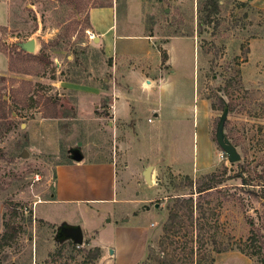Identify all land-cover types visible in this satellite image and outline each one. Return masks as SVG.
<instances>
[{
    "label": "rangeland",
    "instance_id": "1",
    "mask_svg": "<svg viewBox=\"0 0 264 264\" xmlns=\"http://www.w3.org/2000/svg\"><path fill=\"white\" fill-rule=\"evenodd\" d=\"M201 1L111 0L118 30L127 22L137 29L143 21L157 49L166 38L191 37L173 41L172 90L162 94L173 100L160 119L150 111L159 95L147 97L138 86L129 91L84 29L88 11L107 1L79 0L76 11L57 0H0V99L11 111L0 118V234L12 210L22 228L0 252V264H79L76 251L98 244L105 253L90 264H264V11L250 0H219V13L207 26ZM30 39V55L42 52V58L20 50ZM117 87L130 98L129 111L122 106L124 121L108 112ZM48 97L56 102V118L42 114ZM219 99L227 105L223 135L239 154L237 162H229L215 140L224 113ZM74 150L86 161H112L116 178L109 191L139 202L97 204L103 215L94 219L96 230L81 224L91 215L89 206L42 202L57 191L56 167L77 163ZM147 166L151 185L142 175ZM209 174L221 182L199 197L195 183ZM74 175L83 195L81 175ZM177 195L200 206L193 211L196 231L186 223L185 206L175 203ZM172 213L180 216L173 234L167 229ZM62 220L76 223L55 225ZM75 226L83 243L71 251L67 230ZM60 245L65 250L56 258ZM219 247L227 251L216 252Z\"/></svg>",
    "mask_w": 264,
    "mask_h": 264
},
{
    "label": "crops",
    "instance_id": "2",
    "mask_svg": "<svg viewBox=\"0 0 264 264\" xmlns=\"http://www.w3.org/2000/svg\"><path fill=\"white\" fill-rule=\"evenodd\" d=\"M239 2H245L246 0H237ZM250 5L254 9L264 11V0H250ZM134 8V6L132 5ZM127 7L126 15L131 14ZM139 22V21H138ZM88 24H89V38L90 35L93 44L100 49L103 56L112 60V71L117 75H121L120 79L126 78L125 81L129 83L127 89L133 90V87L140 88L142 92L148 97L155 96V92L159 95L156 98L155 107L150 108L151 113L156 118H163L165 114H168V103L173 100L168 96H162L163 92L170 90V77L168 76L171 62L176 57V45L174 40L184 42L185 40H191L188 36L176 35L166 38L160 45V50L166 53L167 59L164 63L161 61L159 49L154 44L155 35L147 34L144 30L143 21L138 23L139 28L135 29L132 23H125L124 29L121 31L117 28V11L116 6L111 7H98L92 8L88 11ZM131 25L130 31L129 27ZM135 30V31H134ZM96 41L94 42V40ZM193 41V39H192ZM132 81L135 83L131 85ZM116 98L110 101V112L113 115L114 120L124 121L123 117L126 113L122 111V106L128 107L129 111V94H123L121 88L117 87L114 93ZM174 107V103L171 104ZM116 130V129H115ZM98 153V152H97ZM83 156V155H82ZM84 159V158H83ZM81 160L80 162L71 165L69 163L57 166L55 169V185L56 192L49 200L42 202H62L70 205H87L91 215L87 218H83L81 224L83 227L89 230H96L93 223L94 219L102 217V213L99 212L97 204L109 201H121L120 204H137L138 200H130L125 197L116 199L117 190L114 194V190L109 191L108 185H113V178L115 175V166L112 161H106L100 157L94 158V160ZM79 171V172H78ZM79 174L82 178V183L85 188V193L81 195V188L75 186V175ZM79 177V176H78ZM107 180V181H106ZM107 183V187H106ZM81 184V181H80ZM55 189V188H54ZM106 194V196H105ZM141 202V201H140ZM124 206V205H123ZM44 221L54 224L47 219ZM70 224L74 225L76 222L70 220H62L61 222H55V225ZM102 224H99L101 226ZM139 230L145 233L146 228L139 226ZM100 239V237H99ZM103 253H105V246L97 245Z\"/></svg>",
    "mask_w": 264,
    "mask_h": 264
},
{
    "label": "trees",
    "instance_id": "3",
    "mask_svg": "<svg viewBox=\"0 0 264 264\" xmlns=\"http://www.w3.org/2000/svg\"><path fill=\"white\" fill-rule=\"evenodd\" d=\"M57 1L70 5L76 11L79 10V4H78L79 0H57ZM104 1H107V3L101 2L96 7L97 8L98 7H111V0H104ZM238 4L243 5V3H238ZM199 13H200V18L202 19L201 22H204V24L207 26L211 25L213 22L212 21L213 17L218 15L219 13V0H202L200 3V7H199ZM84 29H89L88 18H87V22L85 24ZM19 52L21 53L22 51H19ZM159 52L161 56V61L162 63H164L167 59L166 53L160 49H159ZM247 52H248V49H245L243 54L245 55ZM42 54H43L42 52L38 56L27 54V57L38 60L42 58L41 56ZM17 58H18L17 60H21L19 56ZM12 69H13V64L10 65V70ZM228 83L229 82H226L227 85ZM4 105H6V102L0 99V111H1L0 118H5L7 115L11 114V111L7 110L4 107ZM55 106H56V102H54L52 98L50 97L45 98L44 99V112L42 113L43 116L45 118H56L57 112H56ZM219 108L220 110L221 109L227 110V105H225L221 99H219ZM220 182H221L220 177L217 174L205 175L197 184L195 183L194 193H196L200 197L203 194L208 193L210 190L215 188ZM243 184L248 185L246 181H244ZM189 186H191V183L189 184ZM247 192L254 196L257 195L254 190H248ZM190 194H192V192ZM174 200H175V203H177L178 207H181V205L185 206L184 213L186 217V223L188 222L190 226L193 225V228L196 231V227L198 223V222L196 223V221L199 218L198 217H195V219L193 218V215H194L193 211H194V207L195 209L198 207V209L200 210L199 208L200 206L197 205V202L195 203L193 202L191 196L188 198H183L177 195L174 197ZM201 215H204V213L201 212ZM179 217L180 216L178 215V213H172L168 217L167 229L168 231H171L172 234L177 231V230H173V229H177V228H174L173 226H174V220L176 218L179 219ZM21 229H22L21 225L18 224L17 222L16 211L12 210L11 214L3 222V231L0 234V252L4 248L9 247L16 240ZM251 241H252L251 242L252 245L255 246L257 243V240L255 238H252ZM67 244L71 246V251L73 250L75 251L76 245H74L70 240L67 242ZM64 250H65V246L60 245L54 253L56 255V258H60ZM223 251H227V248L219 247L216 249V252H223ZM76 253L79 255L82 254V260L81 262H79V264H90L98 260L101 257L102 251H101V248L94 247L89 250L78 249ZM191 264H202V263L199 260L197 263H191Z\"/></svg>",
    "mask_w": 264,
    "mask_h": 264
},
{
    "label": "water",
    "instance_id": "4",
    "mask_svg": "<svg viewBox=\"0 0 264 264\" xmlns=\"http://www.w3.org/2000/svg\"><path fill=\"white\" fill-rule=\"evenodd\" d=\"M96 39L94 40V42ZM20 50L25 53L33 54L35 51V41L30 39L28 41L22 42L19 44ZM226 109L224 110L223 115L220 117L219 122L215 131V140L220 149L226 154L227 160L231 163L237 162L240 159L239 154L236 152L235 147L224 137L223 135V125L226 118ZM23 156H26V152H23ZM72 161L80 162L83 159V156L77 151L72 152ZM151 171L152 166H147L142 175L147 184L151 185ZM67 235L69 240L76 246H80L83 243V235L80 227L75 226L67 230Z\"/></svg>",
    "mask_w": 264,
    "mask_h": 264
},
{
    "label": "built area",
    "instance_id": "5",
    "mask_svg": "<svg viewBox=\"0 0 264 264\" xmlns=\"http://www.w3.org/2000/svg\"><path fill=\"white\" fill-rule=\"evenodd\" d=\"M91 38H93V36H92V35H90V39H91Z\"/></svg>",
    "mask_w": 264,
    "mask_h": 264
}]
</instances>
